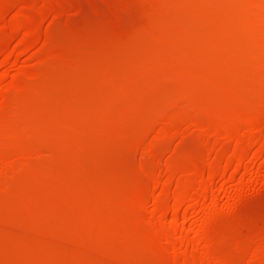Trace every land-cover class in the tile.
Returning a JSON list of instances; mask_svg holds the SVG:
<instances>
[{
    "label": "rangeland",
    "instance_id": "rangeland-1",
    "mask_svg": "<svg viewBox=\"0 0 264 264\" xmlns=\"http://www.w3.org/2000/svg\"><path fill=\"white\" fill-rule=\"evenodd\" d=\"M0 264H264V0H0Z\"/></svg>",
    "mask_w": 264,
    "mask_h": 264
},
{
    "label": "bare ground",
    "instance_id": "bare-ground-1",
    "mask_svg": "<svg viewBox=\"0 0 264 264\" xmlns=\"http://www.w3.org/2000/svg\"><path fill=\"white\" fill-rule=\"evenodd\" d=\"M254 128H255V127H254ZM254 128H253V129H254ZM253 129H252V131H254ZM242 157H243V156H242ZM244 157H245V156H244ZM244 157H243V159H244ZM238 159H239V158H238ZM239 160H240V159H239ZM239 162H240V161H239ZM205 193H206V192H205ZM177 202H178V201H177ZM176 204H177V203H176ZM176 204H175V207H176ZM174 209H176V208L173 207V210H174ZM174 211H175V210H174ZM185 238H186V237H181L180 239L183 240V239H185ZM179 241H180V240H179Z\"/></svg>",
    "mask_w": 264,
    "mask_h": 264
}]
</instances>
